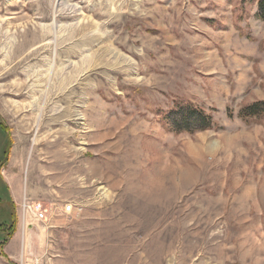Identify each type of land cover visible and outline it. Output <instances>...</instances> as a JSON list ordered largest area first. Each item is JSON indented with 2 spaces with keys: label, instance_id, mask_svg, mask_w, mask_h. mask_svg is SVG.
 <instances>
[{
  "label": "rangeland",
  "instance_id": "1",
  "mask_svg": "<svg viewBox=\"0 0 264 264\" xmlns=\"http://www.w3.org/2000/svg\"><path fill=\"white\" fill-rule=\"evenodd\" d=\"M259 1L0 0V173L25 156L48 210L24 225L0 179L27 264H264ZM188 106L213 129L171 132Z\"/></svg>",
  "mask_w": 264,
  "mask_h": 264
},
{
  "label": "crops",
  "instance_id": "2",
  "mask_svg": "<svg viewBox=\"0 0 264 264\" xmlns=\"http://www.w3.org/2000/svg\"><path fill=\"white\" fill-rule=\"evenodd\" d=\"M24 159L25 156H22L19 160L17 152L11 151L9 160L1 169L2 175L0 173V179L2 178L4 181L9 193V203L11 206H20L21 208L25 202L43 205L31 192V184L28 178L29 172L26 170ZM25 223H27V219L26 222L24 221V225ZM23 231L25 233V230ZM2 241H0V244ZM34 247L31 242L26 240L24 235L21 237L18 232H15L2 249H0V264H27V257L31 254V250ZM57 260L45 259L40 262V259L36 257L34 260L29 259L30 262L28 264H60Z\"/></svg>",
  "mask_w": 264,
  "mask_h": 264
},
{
  "label": "trees",
  "instance_id": "3",
  "mask_svg": "<svg viewBox=\"0 0 264 264\" xmlns=\"http://www.w3.org/2000/svg\"><path fill=\"white\" fill-rule=\"evenodd\" d=\"M260 18L264 22V0L259 1ZM230 117H233L232 112L229 113ZM264 117V101L252 103L245 107H242L238 113V118L242 121H248L254 118ZM168 127L171 132L176 134L180 133H195L198 131L211 130L214 127L213 117L206 113L204 110L196 107H181L177 112L171 114L168 119ZM8 227L6 238L3 239L0 244V249L7 243V241L15 233V226L0 225V231ZM2 233V232H0Z\"/></svg>",
  "mask_w": 264,
  "mask_h": 264
},
{
  "label": "built area",
  "instance_id": "4",
  "mask_svg": "<svg viewBox=\"0 0 264 264\" xmlns=\"http://www.w3.org/2000/svg\"><path fill=\"white\" fill-rule=\"evenodd\" d=\"M22 210L24 212V221L29 218V216L34 217L35 220L39 222H46L48 216L46 212L48 211L39 203H27L22 205ZM75 212V207L72 204L62 207V213L70 215Z\"/></svg>",
  "mask_w": 264,
  "mask_h": 264
},
{
  "label": "flooded vegetation",
  "instance_id": "5",
  "mask_svg": "<svg viewBox=\"0 0 264 264\" xmlns=\"http://www.w3.org/2000/svg\"><path fill=\"white\" fill-rule=\"evenodd\" d=\"M0 164H1V162H0Z\"/></svg>",
  "mask_w": 264,
  "mask_h": 264
}]
</instances>
